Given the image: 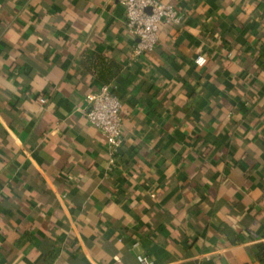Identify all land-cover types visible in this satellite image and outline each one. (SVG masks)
<instances>
[{"label": "crops", "instance_id": "1", "mask_svg": "<svg viewBox=\"0 0 264 264\" xmlns=\"http://www.w3.org/2000/svg\"><path fill=\"white\" fill-rule=\"evenodd\" d=\"M176 7L131 62L117 0H0V264H264V0Z\"/></svg>", "mask_w": 264, "mask_h": 264}, {"label": "built area", "instance_id": "2", "mask_svg": "<svg viewBox=\"0 0 264 264\" xmlns=\"http://www.w3.org/2000/svg\"><path fill=\"white\" fill-rule=\"evenodd\" d=\"M125 7L127 30L136 39L130 53V61L136 62L144 55L156 50L160 41L163 25L178 27L183 22V15L176 4L180 0H117ZM197 68L207 65L205 56L194 60ZM89 123L98 129L109 148L110 164L115 165L124 145L123 102L109 85H102L86 98ZM45 103V100H42ZM135 243L133 247H138ZM140 264H153L143 255H137Z\"/></svg>", "mask_w": 264, "mask_h": 264}, {"label": "trees", "instance_id": "3", "mask_svg": "<svg viewBox=\"0 0 264 264\" xmlns=\"http://www.w3.org/2000/svg\"><path fill=\"white\" fill-rule=\"evenodd\" d=\"M163 26H165V25H163ZM153 53V52H152ZM149 54H151V53H149ZM206 57V56H205ZM206 59H207V64H208V58L206 57Z\"/></svg>", "mask_w": 264, "mask_h": 264}]
</instances>
